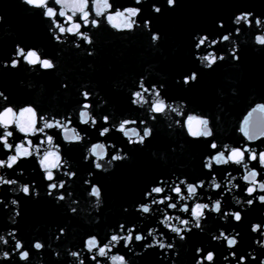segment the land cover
<instances>
[{
    "label": "water",
    "instance_id": "water-1",
    "mask_svg": "<svg viewBox=\"0 0 264 264\" xmlns=\"http://www.w3.org/2000/svg\"><path fill=\"white\" fill-rule=\"evenodd\" d=\"M116 2L127 4L128 0H116ZM157 6L163 9L162 15H156L151 11V2L144 4L141 22L149 18L152 20L153 32L162 37L158 46L152 45L150 34L146 30H137L131 34L127 31L117 32L109 25L98 31L92 30L95 40L92 49L85 45L83 50H78L70 43L58 45L50 38L46 30L47 22L32 14L39 10L32 8L29 11L28 8L31 6L25 5L22 0H0V17H3V20H0V60L10 62L16 44L21 43L43 49L46 55L54 59L57 64L54 73H43L39 70L33 72L27 66L19 71L9 68L0 72V88L16 104L17 107L14 108L16 115L19 116L20 108L27 103H32L38 112L42 110L47 114L56 115L57 119H64V113H69L74 121L70 127H76L79 123V113L74 111L75 103L81 99L80 91L87 88L92 92L90 95H94L92 102L97 106L95 113L97 116L116 111L117 116L114 119L117 126L121 119L120 114H125L128 118L142 119L145 116L144 109L138 112L134 109L139 107L138 105H133L132 108L128 97L131 91L139 90L138 82L141 77H145L146 86L148 84L149 86L155 84L158 87L163 85L168 103L185 105L181 109L185 115L178 117L173 112L171 116L174 119H180L183 122L188 115H193L209 120V127L213 129L214 137L218 138L216 140L218 149L213 150V156L222 150L219 148L221 142L232 147L244 143L250 146L264 145V136L248 142L240 131L249 113H252L258 105L264 104V45L255 44V36L261 33L255 27L248 29L245 26L242 28L241 36H236V26L233 24L235 15L240 12H254L256 16L264 17V0H178L174 9L168 8L166 0H158ZM220 22L226 25L225 29L218 27ZM229 32L233 34V40L239 44L240 61L236 62L231 58L229 54L231 45L225 42L217 45L218 48L214 50L218 52V55L225 54L226 58L228 57L226 61L219 63L211 70L200 66L195 59L197 53L194 37L209 35L210 38L215 39ZM88 51H94L95 55L89 56ZM194 70L199 73V82L191 87H185L182 84V77ZM177 80L181 83L177 84ZM63 83L68 84L66 91L60 86ZM145 96L151 102V98L147 97V94ZM104 100L108 101L106 106H103ZM144 107L147 108V105ZM164 115L158 116L157 121H149V124H154L152 126L155 132L154 137L146 141L145 147H129L124 141L127 138L123 137L122 133H116L111 137L118 146L124 147L130 160L117 164L108 173H96L93 183L99 184L104 193V203L99 209L94 207L96 198L87 195L90 187L84 184L89 165L83 163L82 153L74 150L67 152V157L64 159H68L73 164V171H78V178L69 180L66 185L68 191L73 193L71 199L78 201L76 205H72L77 208V212L71 214L68 211V204H57L54 199L48 198L47 186L41 178L43 171L39 172L33 165H28L20 182H35L41 196L39 199H29L22 193L15 195L8 186H3L4 189L0 188V198H3L6 203L15 198L21 205V216L17 218L15 224L10 223L15 213L14 206L9 204L7 209L0 207V232L6 233L9 229L18 231V238L31 253L29 264H73L74 258L68 256V249L78 250L83 246L82 241H86L90 235H96L103 245L107 241L102 238L109 235L111 229L118 226L120 222H126V227L144 229L145 234L148 230L155 228L164 231L167 234L166 239L167 236H174L160 223V220L164 218L162 213L157 211L155 218H152L151 213L142 215L135 212V207H139V202L143 199L142 192L146 188L158 178L165 177L169 180L179 177L187 179L190 183L193 181L199 183L200 180H204L205 188L198 189V196H203L199 202L210 203L207 195H212L213 199H216L215 193L224 191L225 184L234 183V181H222L217 175L216 179L221 182V189H210L208 187L210 181L206 177L207 170L205 169L202 173L200 165L201 156L206 151L204 141L212 138L200 137V142L192 141L193 138L187 137L182 129L169 127L171 122L165 119ZM109 119L111 120L112 117L110 116ZM252 124L255 130H264V113H255ZM84 127H90V122L89 125L81 124L77 131ZM128 127L129 129L139 128V120L137 124ZM193 127L197 125L194 124ZM198 127L202 128L200 125ZM9 130L14 133V136L9 139L10 143L17 136L23 137V134L17 131L15 123ZM2 131L3 129L0 128V132ZM46 131L51 134L59 130ZM81 135L84 134L81 132ZM109 135L112 133L110 132ZM40 138V136L28 137L33 140L34 145L39 144ZM60 139H63L62 132ZM113 141L108 140L107 137H101L99 140L93 138L88 147L94 143H105L107 146ZM19 142L21 141H16V143ZM64 144L69 145V142L65 141ZM69 146L76 148L79 142H71ZM44 147L46 148L47 145ZM2 151L4 149L0 145V152ZM85 154H87L86 150ZM61 155H64L63 148H61ZM5 158L0 156V159ZM30 159L35 160L37 157L33 156ZM25 162L21 160L19 163ZM16 167L18 165L7 171L11 172ZM236 167H240V171L234 172L235 176L239 178L246 174L241 166L213 164L214 170ZM3 171L0 170V174ZM240 183L245 182L240 181ZM181 187L183 189V186ZM64 194L67 195L66 192ZM167 194L166 190L164 194L156 198H163V195ZM233 194L239 195L238 192L229 193L225 199L233 205V210H239L235 208V202L231 200ZM256 194L264 195L259 192ZM147 202L150 203V200ZM187 203L191 208L195 201ZM157 207L164 208V205L153 206L154 209ZM224 207L222 202V210ZM125 208L129 209V213H125ZM165 211L169 215H180L185 218L184 214L178 210L165 209ZM205 215H208L207 210ZM212 215L216 214H209V220L206 222L209 232H216L218 235L217 229L224 227L228 232L235 228L240 233L238 237L240 244L236 250L238 256L252 251L256 247L255 239L264 240V237L251 232L253 223H264V206L259 202L244 213L245 220L239 225L234 222L219 225ZM61 228L66 230V234L57 241L55 237L59 235ZM37 240L45 244L42 253L32 248V244ZM123 243L121 241V245L117 248ZM183 243L177 240L179 258L173 252L165 256L164 252L157 249L145 253L142 257L129 253L128 259L132 261V264H172L173 260L175 264H195V261L200 258L196 256L195 249L202 246L205 251L213 250L217 253L212 264H225L223 257L228 255L226 244L212 243L210 235L194 230L188 237V243ZM136 251H142V246H137ZM55 252L60 253V259L55 258ZM123 254L117 249H113L110 253V255ZM256 254L258 260L253 262L249 258V264H259V260L264 259V250L257 249ZM99 259L101 264H113L106 258ZM13 261L15 264H24L19 261L18 254L13 257ZM0 264H8V262L0 261ZM85 264L88 262L86 261ZM231 264L236 262L231 261Z\"/></svg>",
    "mask_w": 264,
    "mask_h": 264
},
{
    "label": "snow or ice",
    "instance_id": "snow-or-ice-1",
    "mask_svg": "<svg viewBox=\"0 0 264 264\" xmlns=\"http://www.w3.org/2000/svg\"><path fill=\"white\" fill-rule=\"evenodd\" d=\"M22 2L25 5L31 6L28 8L29 11H31L32 8L39 10L32 14L47 22L46 30L50 38L54 42L58 38L56 44L61 46L70 43L78 50H83L85 45H87L89 49H92L95 44L92 30L94 29L98 31L102 27H108L109 25H111L112 29H116L117 32L127 31L131 34L133 32L135 33L137 30H146L150 34L151 41L154 39L155 34L157 46L162 39L160 34L153 32L152 20L150 18L144 19L141 22V17L144 15V4L151 2L152 11V6H157L158 0H128L127 4L117 3L116 0H112V2H110V0H91V4L90 0H51V2L50 0H22ZM166 3L169 5L170 0H166ZM177 3L178 0H171V9H174L177 6ZM133 12H136V14L132 15ZM153 13L156 15H162L163 9L160 7L158 13ZM113 17L125 18L131 27L125 28L121 26L118 28L117 25L112 23ZM234 19L236 22L233 24L236 26L235 28L238 27L241 30V33L242 28L245 26L258 29L261 33L259 44L264 45V17H260L259 21H257L256 16H240L235 17ZM0 20H3V17H0ZM258 24L259 27H257ZM74 27L76 31L73 32L71 30ZM218 27L220 29H225L226 25L223 23L222 26L218 25ZM225 35L226 34L222 35L220 39H212L209 35H197L194 37L195 51L197 53L195 59L204 69H208V66L211 65V68L209 69L211 70L219 63L228 59V57L222 59L221 55H218V52L214 50L218 48L217 45L225 42H227L226 44L231 45L229 49L231 58L236 62L240 61V56L238 55L240 50L237 49L233 43V34L228 36L227 39H224ZM89 37L91 38V42H89ZM209 49H213V51H209ZM90 52L94 54V51H88L87 54L89 55ZM33 55L36 56L38 61L35 64H32L30 61V57ZM46 61H50L54 67H46ZM24 66H27L30 71L35 72L39 70L43 73H54L57 69V64L54 59L50 58L46 55L43 49L35 45L28 46L17 43L7 66L3 60H0V72H2L3 69L9 68L19 71ZM198 82L199 73L195 70L182 77V84L185 87H191ZM180 83V80L177 81V84ZM153 85L155 84H152L151 86L148 84L146 86L145 80L140 79L138 82L139 90L131 91L128 97L131 107L133 105H138L139 107L134 108L138 112L140 109H144V118H128L125 114H120L121 119L118 126L116 119H114V117L117 116L116 111L101 116L95 114L97 106L92 102L94 95H90L92 92L85 88V90H82L79 93L81 99L77 100L75 103L76 107L74 111H78L79 113V123L76 124V127H70L74 121L72 115L69 113H64V119H57L56 115L47 114L42 110L38 112L37 108L32 106V103H27L26 106L20 108L19 116H17L16 111H14V108L17 107L16 104L12 98L0 88V115H3L7 111H11L15 117L11 125L6 126L3 122H0V128L3 129V131L0 132V145H2L4 149V151L0 152V156L6 157L5 159H0V170H4L3 173L0 174V188L8 186L9 190L15 195L22 193L24 197L29 199L34 197L35 199L40 198L41 194L37 190L35 183L20 182V178L24 177L26 167L28 165H33L39 170V172H41V170L43 171L41 178L47 186V196L54 199L58 204L71 205L70 208L68 207L69 212H71L72 209H75L77 212V208L72 205H76L78 202L74 203V201L77 200L71 199L73 193L68 191L66 185L69 180L78 178V171H73V164L70 163L68 159H64V157H67V152L75 150L82 153L81 158L83 163L89 165V171L86 173L87 175L84 184L90 187V191L87 192V195L96 198L94 207L99 209L104 203V193H102V187L99 184L93 183L96 173H108L110 170L114 169L117 164L130 160V156L125 151L124 147L118 146L117 142L113 141L111 137L116 133H122L123 137L127 138L124 141L129 147H145L146 141L148 142L150 138H153L155 132L154 127L152 126L154 124H149V121H157L158 116L164 115L165 113H167V115H164V118L171 122L169 127L174 126L182 129L187 137L193 138L192 141L200 142V137L212 138L211 140L206 139L204 141V149L206 151L201 156L200 165L202 173H204L205 169L207 170L206 177L210 181L208 183L210 189H221V182L216 179L217 175L221 177L222 181H234V183H226L224 191H217L215 193L217 197L216 199H213L212 195H207V200L210 203H201L199 201L203 199V196H198V189L203 190L205 188L204 180H200L199 183L195 181L190 183L187 179H180L179 177L172 180H169L168 177L158 178L152 185L142 192L143 199L139 202V207H135V212L142 215L151 213L152 218H155L157 211L162 213L164 218L160 220V223L173 233L174 236H167L166 239L165 237L167 234L164 231L155 228L148 230L145 234L144 229L137 230L135 227H126V222H120L118 226H114L111 229L109 235L102 238L107 241L106 243H103V245H101V240H98L96 235H90L86 241H82L83 246L78 250L74 251L68 249V256L70 255L71 258H74L72 259L73 264H85L86 261L88 264H101L99 258L111 260L113 264H132V261L128 259L129 253H134L136 256L142 257L147 252L155 251L157 249L160 250L161 246L164 245L173 246L172 251H175L174 246L177 244V240L180 241L181 238H185L184 243H188V237L193 234L194 230L201 234L210 235L212 243L227 245L230 241L239 240L238 237L240 236V233L236 231L235 228H233L231 232H228L224 227H219L217 229L218 235L216 232H209L206 227V222L209 220V214H216L215 216H212L219 225H228L230 222L239 225L244 222V213L249 208H253L257 202L264 206V202H261V198L264 197V195L256 194L257 192L264 193V179H257L258 177L264 178V145L257 144L255 146H250L248 143H244L232 147L229 144L221 142L219 148L222 150H219L218 153L213 156V150L218 149V144L216 142L218 138L214 137L213 129L209 127V120L193 115H188L183 122L180 119H174L171 116V113L173 112L176 113L178 117H183L185 115V113L181 111L185 105L179 103L173 105L168 103L167 101L169 100L164 94L163 85L159 87L157 85L153 87ZM60 86L65 91L68 89V84L66 83H63ZM145 94H147V97L151 98V102L146 98ZM107 104L108 101L104 100L103 106H106ZM145 105H147V108L144 107ZM29 109L33 110L35 123L31 131H24L20 125L21 115ZM89 110H91V112ZM255 113H264V104L258 105L252 113H249L248 118L244 120L243 125L240 128V131L243 133V136L247 138L248 142L257 140L260 136H264V130L257 131L252 124ZM110 116L112 117L111 120L109 119ZM138 120L139 128L129 129L128 126L137 124ZM89 122L90 127L80 128V131H77V128H79L81 124L89 125ZM14 123L17 131L23 134V137L17 136L10 143L9 139L14 136V133L13 131H10L9 128H11ZM197 123L202 126V128L199 127L198 132L195 130V127H193V125ZM52 129H57L59 131L52 132L51 134L46 131ZM61 132L63 133L62 140L60 139ZM81 132L84 135H81ZM110 132L112 135H109ZM36 136L41 137L38 145H34L33 140L28 139V137ZM101 137H107L108 140L113 142L107 146L105 143H94L91 144V147H88L93 138L99 140ZM17 140L21 142L16 143ZM65 141L69 142V145L71 142H79V146L72 148L69 145H65ZM45 145H47L46 148L44 147ZM19 147L27 149L29 155L19 156L17 151ZM61 148H63V156L61 155ZM109 149H111V151H109ZM85 150L87 154H85ZM42 152L43 154H41ZM49 153L55 154L53 166L50 167L46 166ZM236 153L240 154L239 159L234 158ZM33 156H36L37 159H30ZM93 157H95V159H93ZM10 158H14L15 162ZM21 160H25L26 162L19 163ZM101 161H104V163H101ZM214 163L216 165L227 166L232 164L241 166L246 174L241 175L239 178L233 174L234 172H239L240 167L214 170ZM16 165H18V167L13 171H7L8 169H13ZM240 181L245 183H240ZM181 186H183V189ZM185 189L186 194H184ZM166 190L168 193L167 195H163V198L160 199L156 198L157 196L164 194ZM65 192L67 195L64 194ZM234 192H238L239 195L233 194L231 200L235 202V208H238L239 210H233V205L228 203L225 199L229 193ZM240 197L243 198L241 199ZM149 200L150 203L147 202ZM15 201L19 200L15 199ZM15 201L10 200L6 203L3 198H0V207L5 209L6 206L8 208L9 204L14 206L15 213L12 217L13 224H15L17 213L21 216V205L20 203L19 205H16ZM182 201L185 203H180ZM188 201H195L194 206L190 208L187 203ZM222 202L225 205L223 210ZM159 205H164V208H153V206ZM198 206L202 212V215L199 218L195 216ZM165 209L178 210L180 213L184 214L185 218H182L180 215H169ZM206 210L208 215H205ZM124 211L125 213H129V209L127 208H125ZM97 223H99V221H97ZM257 224L258 227L256 228L255 233L260 237H264V223ZM189 229L191 231H189ZM61 230H64L63 234ZM65 234L66 230L61 228L59 230V235L55 237L56 240L57 238L60 240ZM8 238H10L11 243ZM149 238H151V242H149ZM170 239L171 242H169ZM5 240L7 241V245H10L11 247H4L6 246ZM20 241L18 233L12 231V229H9L6 233L0 232V256L6 251L5 249H8L7 251L11 256V259L6 261L8 264H13V257L17 254L18 257L21 256L26 250V246L23 243L20 250L16 252L15 255H12V252L16 249L17 244L20 243ZM121 241L124 242L123 245L117 248L118 245H121ZM259 241L260 243L258 246L264 247V240L259 239ZM137 246H142V251H136ZM238 247L239 244L235 247L227 248L230 258L225 261V264H231V261H235L236 264H249V258H251L252 255H256L257 258L256 260L251 259V261L256 262L258 260V255L256 253L247 252L245 255L238 256L236 251ZM113 249H117V251L123 252L124 254L110 255ZM165 249L169 251L167 247L164 248V251ZM201 249L202 250L199 253L201 264H205V262L212 264L214 259L210 260L208 254L213 252V250L205 251V248L202 246ZM196 252L197 248L195 249V254ZM231 253H235L234 260L231 258ZM215 254L217 255L216 252ZM0 261L4 260L0 259Z\"/></svg>",
    "mask_w": 264,
    "mask_h": 264
},
{
    "label": "clouds",
    "instance_id": "clouds-1",
    "mask_svg": "<svg viewBox=\"0 0 264 264\" xmlns=\"http://www.w3.org/2000/svg\"><path fill=\"white\" fill-rule=\"evenodd\" d=\"M167 6H168V8L171 9V0H170L169 5H167ZM137 11H138V10H137ZM159 11H160V7H157L156 5H153V6H152V12L158 13ZM135 14H136V12H133V13H132V15H135ZM240 16H256V14H255L254 12H247V13H245V12H240L239 14L235 15V17H240ZM256 19H257V21H259L260 16H256ZM235 22H236V21H235V19H234V20H233V23H235ZM112 23L115 24V25H117L118 28L121 27V26H122V27H125V28H130V27H131V25L128 24L127 21H126V19L123 18V17H113V18H112ZM146 23H147V22H146ZM219 25L222 26L223 23L220 22ZM46 26H47V25H46ZM110 26H111V25H110ZM257 27H259V24L257 25ZM247 28H248V29H252V28H250V27H247ZM71 31H73V32L76 31L75 27H74ZM132 34H134V32H133ZM231 35H232V33H228V34H226L225 37H224V39H227V37H228V36H231ZM235 35H236V36H241V30H240L238 27L235 28ZM218 39H220V37H218ZM259 39H260V35H256V36H255V44H256V45H260V44H259ZM56 42H58V38H57V40L55 41V43H56ZM89 42H91V38H90V37H89ZM151 43H152L153 46H157L156 39H155V34H154V39L151 41ZM233 43H234V45L237 47V49L240 50L239 44H238L236 41H234V40H233ZM59 54H60V53H58V55H59ZM93 55H95V53H94V54L91 53V52L89 53V56H93ZM220 55H221V58H222V59L226 57L225 54H220ZM30 61H31L32 64H35V63L38 62V61H37V58H36L35 55H33V56L30 57ZM3 62H4L5 65L7 66V63H8V62H7V61H3ZM45 64H46V67H49V68H50V67H54V65H52L50 61H46ZM210 68H211V65H209V66H208V69H206V70H209ZM194 75H195V74H194ZM140 79L143 80V79H145V77H141ZM177 81H179V80H177ZM153 87H155V85H153ZM14 119H15L14 114H13L11 111H7V112H5L3 115H0V122H3L6 126H7V125H11V124L13 123ZM34 123H35V116H34V113H33V110H32V109H29L28 111L22 113V115H21V122H20V125H21L22 130H24V131H31V129H32L33 125H34ZM196 125H197V127H195V130L198 132V130H199V127H198L199 124L197 123ZM17 151H18V155H19V156H28V155H29L28 150H27V149H24L23 147H19V148L17 149ZM54 158H55V154H54V153H49V154H48V158H47L46 166H49V167H50V166H53ZM234 158L239 159V158H240V154H239V153H236ZM10 159H13V162H15V159H14V158H10ZM85 162H86V161H85ZM73 175H74V174H73ZM33 183H35V182H33ZM38 191H39V190H38ZM39 192H40V191H39ZM40 194H41V193H40ZM25 195H26V194H25ZM47 197H48V196H47ZM48 198H49V197H48ZM34 199H35V197H34ZM11 200L15 201V198H12ZM75 202H78V201H74V203H75ZM261 202H264V197L261 198ZM19 203H20L19 201H15V204H16V205H19ZM56 203L58 204V202H56ZM68 207L70 208L71 205H68ZM5 209H7V206H6ZM217 211H218V207H217ZM75 212H76V210H75V209H72V211H71L70 213H71V214H75ZM201 215H202V212H201V210H200V207L198 206L197 209H196V212H195V216H196L197 218H199ZM19 217H20V214L17 213V215H16V217H15V223H17V218H19ZM10 223H12V218H11V220H10ZM185 223H186V222H185ZM12 224H13V223H12ZM198 226H199V225H198ZM257 227H258V224H257V223H253V225H252V233H255V230H256ZM7 231H8V230H7ZM12 231L18 233V231L15 230V229H12ZM61 231H62V234H63V231H64V230H61ZM189 231H191V230L189 229ZM184 240H185V238H181L180 241H181V242H184ZM57 241H59V238H57ZM259 243H260L259 239H255V240H254V244H255L256 247H255L252 251H248V252H250V253H256V250H257V249H259V250H264V247H260V246H258ZM183 244H187V243H183ZM238 244H240V241H239V240L230 241L229 244L226 245V247H227V248H231V247H235V246L238 245ZM5 245H6V247H11L10 245H7V241H6V240H5ZM22 246H23V242L20 241V243L17 244L16 249L12 252V255H15L16 252H18ZM90 246H91V245H90ZM126 246H127V245H126ZM165 247H167V248L169 249V251L165 252V251H164V248H165ZM172 247H173V246L164 245V246H161L160 251H161V252H164V253H165V256H168V254H169L170 252H173V253L175 254V256H176L177 258H179L180 253H179V250H178V248H177V244H175V246H174V247H175V251H172ZM32 248L35 249L36 252H38V253H42V252L44 251V249H45V244L42 243V242H40L39 240H37V241H35V242L32 244ZM201 250H202L201 247L198 246V247H197V252H196V256H197V257H199V253H200ZM138 254H140V253H138ZM215 255H216V254H215V252L213 251V252H211V253L208 254V258H209L210 260H211V259H214V258H215ZM230 255H231V258L234 260V258H235V253H231ZM69 257L71 258L70 255H69ZM55 258H56V259H60V258H61L59 252H55ZM229 258H230L229 255H226V256L223 257V261L225 262V261H227ZM256 258H257L256 255H252V256H251V259H252V260H256ZM0 259H2V260H4V261H7V260L11 259V256L9 255V252L6 250V251H4L3 255L0 256ZM18 259H19L21 262H24V264H29V261H30V259H31V253H30L28 250H25V251L23 252V254H22L21 256L18 257ZM160 259H164V257H160ZM242 259H243V257H242ZM13 264H15L14 261H13ZM172 264H175V260H173ZM195 264H201L200 260L197 259V260L195 261ZM260 264H264V259H260Z\"/></svg>",
    "mask_w": 264,
    "mask_h": 264
}]
</instances>
